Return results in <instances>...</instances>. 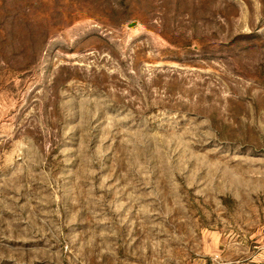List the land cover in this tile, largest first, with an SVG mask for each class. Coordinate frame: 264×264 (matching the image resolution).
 <instances>
[{"label": "rangeland", "instance_id": "rangeland-1", "mask_svg": "<svg viewBox=\"0 0 264 264\" xmlns=\"http://www.w3.org/2000/svg\"><path fill=\"white\" fill-rule=\"evenodd\" d=\"M0 264H264V0H0Z\"/></svg>", "mask_w": 264, "mask_h": 264}]
</instances>
